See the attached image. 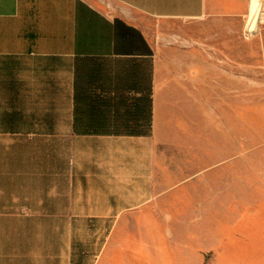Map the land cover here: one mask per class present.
I'll return each instance as SVG.
<instances>
[{
    "label": "crops",
    "instance_id": "obj_1",
    "mask_svg": "<svg viewBox=\"0 0 264 264\" xmlns=\"http://www.w3.org/2000/svg\"><path fill=\"white\" fill-rule=\"evenodd\" d=\"M251 7L0 0V264H181L174 218L212 199L213 92H242Z\"/></svg>",
    "mask_w": 264,
    "mask_h": 264
},
{
    "label": "rangeland",
    "instance_id": "obj_2",
    "mask_svg": "<svg viewBox=\"0 0 264 264\" xmlns=\"http://www.w3.org/2000/svg\"><path fill=\"white\" fill-rule=\"evenodd\" d=\"M137 18L155 39L158 26L145 18ZM263 23L264 4L252 0L251 13L244 27L242 92L238 90L235 95L229 91L227 106L215 104L219 94L213 92L210 144L212 163L217 166L213 167L212 199L187 201L184 204L188 206L189 216L174 218L178 221L174 226L180 238L178 257L181 264H264V50L254 42ZM236 99L238 106L232 104ZM236 109L238 122L235 121ZM205 142L209 144L208 139ZM241 142L243 190L237 224L236 213L241 203L238 201L237 210L235 185L232 187L230 177L220 181L217 175L220 172L218 163L226 158L230 163L236 145Z\"/></svg>",
    "mask_w": 264,
    "mask_h": 264
}]
</instances>
